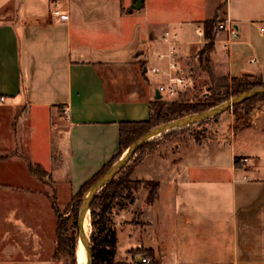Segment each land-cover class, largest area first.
Masks as SVG:
<instances>
[{
    "label": "crops",
    "instance_id": "1",
    "mask_svg": "<svg viewBox=\"0 0 264 264\" xmlns=\"http://www.w3.org/2000/svg\"><path fill=\"white\" fill-rule=\"evenodd\" d=\"M54 1L69 21L51 16ZM137 6L0 0V264H59L49 191L57 197L60 177L71 185L79 177L77 193L119 154L120 124L149 119L167 80L149 72L166 69L158 60L166 31L179 35L191 84L201 64L220 78L264 83V0ZM215 16L233 21L239 39L226 46L225 32L210 45L198 37ZM205 127L201 144L179 134L158 142L134 169L132 180L159 183V195L149 204L142 186L128 207H113L115 264H143V257L151 264H264V101L248 120L226 112ZM29 161L47 171L54 188L30 173Z\"/></svg>",
    "mask_w": 264,
    "mask_h": 264
},
{
    "label": "trees",
    "instance_id": "2",
    "mask_svg": "<svg viewBox=\"0 0 264 264\" xmlns=\"http://www.w3.org/2000/svg\"><path fill=\"white\" fill-rule=\"evenodd\" d=\"M218 16L212 20L205 21L203 30L205 39L209 45L215 38L216 28L219 24ZM211 46H208L210 49ZM210 51V50H207ZM201 72L207 75V79L203 82L206 87V92H200L198 85L192 83L186 90L181 91L174 99H160L151 103L150 117L143 122H122L120 124V152L109 162L99 173L85 182L80 190L71 197V202L67 205L65 212L62 213L57 205V197L55 191L49 196L52 203L53 210L57 216V250L56 256L67 255L71 259L76 260L77 248V226L78 215L81 208L82 199L87 194L90 187L95 184L107 170L116 163L126 150L140 137L147 134L150 130L162 124L176 120L178 118L205 112L213 107H216L231 98L236 97L246 91L264 86L261 78L250 76L240 78H220L215 76L209 68L201 64ZM258 101H264V95L250 99L243 104L234 107L232 110L237 115L239 110H242L241 116H249ZM218 117L214 118L217 119ZM211 120L200 122L199 124L207 123ZM197 125V124H195ZM195 125L181 129L172 130L163 134L161 137L178 136L192 129ZM197 142H203L202 134H192ZM155 139L149 141L142 146L136 155L132 158L129 164L95 197L91 207V226L93 232L91 235L92 251L94 257V264H115L114 254L116 247V237L110 226V215L113 207L119 206L121 208L128 207L129 204L135 200V191L140 187H147L149 192L148 203L152 204L156 201L159 195L160 185L157 182H143L132 180V173L136 166L141 162L144 155L140 154L146 149L153 150L156 146ZM239 159H236V163ZM29 170L32 175L38 179H42L41 166L29 163ZM70 214V215H68ZM72 217V221L71 220ZM78 264V263H77Z\"/></svg>",
    "mask_w": 264,
    "mask_h": 264
},
{
    "label": "water",
    "instance_id": "3",
    "mask_svg": "<svg viewBox=\"0 0 264 264\" xmlns=\"http://www.w3.org/2000/svg\"><path fill=\"white\" fill-rule=\"evenodd\" d=\"M141 4V0H138V8ZM264 95V86L258 87L242 94L237 95L230 100L213 107L205 112L190 114L168 123L162 124L154 129L150 130L147 134L136 140L122 155V157L114 163L107 172L88 190L85 197L82 199L81 208L78 215V226H77V250H76V261L79 249V244H82L87 254V263L94 264L93 251L91 246V239H89L85 233V221L91 214V207L96 195L106 187L132 160L139 149L149 141L162 136L163 134L172 130L190 127L200 122L212 120L222 114L232 110L234 107L243 104L244 102ZM162 95L157 91V100L162 99Z\"/></svg>",
    "mask_w": 264,
    "mask_h": 264
},
{
    "label": "built area",
    "instance_id": "4",
    "mask_svg": "<svg viewBox=\"0 0 264 264\" xmlns=\"http://www.w3.org/2000/svg\"><path fill=\"white\" fill-rule=\"evenodd\" d=\"M51 16L59 22H67L70 19L68 12L60 9L59 1H54L52 3ZM261 31L264 32V28H261ZM218 32H225L227 34L228 41L226 46H229L231 42L238 40L240 37L238 27L231 20L220 22L216 28V33ZM196 34L202 40L205 38L203 28H198ZM163 41L167 46V50L158 54V60L166 63V69H162L159 66H153L150 67L149 72L154 75H165L167 77L166 82L160 84L157 90L164 99H174L181 91L186 90L191 85V82L184 76L180 62L179 45L181 40L179 35L171 31H166L163 35ZM4 102L5 98H0V103ZM62 109L66 117H68V107L65 106ZM242 162H246V160L243 159ZM141 261L143 264L152 263L147 257H143Z\"/></svg>",
    "mask_w": 264,
    "mask_h": 264
},
{
    "label": "rangeland",
    "instance_id": "5",
    "mask_svg": "<svg viewBox=\"0 0 264 264\" xmlns=\"http://www.w3.org/2000/svg\"><path fill=\"white\" fill-rule=\"evenodd\" d=\"M196 77L193 78V84L196 83L198 85V88L202 91L200 92H206V87L203 86V82L207 79L206 75L205 74H202L200 71L196 73L195 75ZM260 101L254 103V104H251L250 106L251 107H254L256 108L257 104L259 103ZM228 112H233V110H230ZM242 110H239L238 111V115L241 116L242 114ZM64 113V112H63ZM235 114V113H234ZM236 115V114H235ZM66 116V115H65ZM237 116V115H236ZM213 120V119H212ZM209 121L207 123H211L212 122ZM247 120H248V116H247ZM207 123H203V124H197L195 125L192 129L188 130V131H185L184 132V135L186 136H190L192 134H202L203 136V140L207 137V130H206V127H205V124ZM183 134V133H182ZM176 136H172V137H166V138H163V137H157L155 138V143L158 144V142H169V141H172ZM154 140V139H153ZM151 148H146L141 154L140 156L142 155H145L147 154L148 152H151ZM29 163H32L29 161ZM33 164V163H32ZM30 171V170H29ZM31 173V172H30ZM32 174V173H31ZM42 175V179H38L42 182H44L45 184H49L51 185V182H53L52 178L49 176V174L47 173V171H45V169L41 166V174ZM36 178V177H35ZM79 177L76 178L75 182L71 185L69 182H66L65 179H63L62 177L59 178V180L56 182V186H55V189L57 190V205L58 207L60 208L61 212L64 213L65 212V209L67 207V205L71 202V197H72V194H76L75 191H77L78 187H79ZM51 187H53L51 185ZM142 187V186H140ZM54 188V187H53ZM53 193L52 190L49 191V195H51ZM129 206V205H128ZM70 215V214H68ZM89 218H90V215H89ZM72 221V217H71V220ZM90 223H91V219H90ZM93 232V228L91 226V233ZM92 235V234H91ZM76 237H77V233H76ZM91 239V238H90ZM92 240H91V246H92ZM78 254H79V249H78ZM77 254V258L79 257ZM58 261H59V264H77V261L74 260V259H71L69 256H65V255H59L58 256ZM78 264H79V261H78Z\"/></svg>",
    "mask_w": 264,
    "mask_h": 264
},
{
    "label": "bare ground",
    "instance_id": "6",
    "mask_svg": "<svg viewBox=\"0 0 264 264\" xmlns=\"http://www.w3.org/2000/svg\"><path fill=\"white\" fill-rule=\"evenodd\" d=\"M85 233L87 235V237L90 239L91 238V223H90V218L88 216V218L85 221ZM78 258H77V263L79 261V264H86L87 263V254L85 251V248L83 247L82 244H79V254H78Z\"/></svg>",
    "mask_w": 264,
    "mask_h": 264
}]
</instances>
